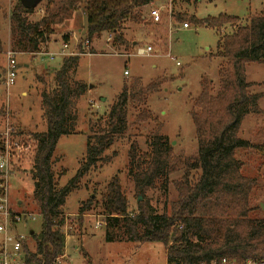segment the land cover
Wrapping results in <instances>:
<instances>
[{
	"label": "trees",
	"instance_id": "1",
	"mask_svg": "<svg viewBox=\"0 0 264 264\" xmlns=\"http://www.w3.org/2000/svg\"><path fill=\"white\" fill-rule=\"evenodd\" d=\"M46 1V16L33 22L28 18L33 9L23 8L17 0L8 15L12 52L38 54L40 46L55 35L54 27L80 10L85 16V39L91 41L107 34L116 44L126 46L123 24L141 23L140 9L155 0ZM55 3L58 6L52 12L50 7ZM182 18L175 16L176 22ZM187 20L191 25L219 33L227 26L232 29L222 34L218 42V56L223 59L218 69V88L213 93L212 82L203 78L190 111L197 153L185 158L174 157L171 144L162 138L158 129L151 132L146 142L148 152L139 156L137 144L132 142L128 151V175L137 195L136 210L129 211L115 176L106 186L103 212L108 223L121 218L126 241L163 244L166 264H223V260L225 264H264V218L258 215L264 213V200L260 201L264 191H260L258 177L248 176L243 161L237 157L238 151L252 150L264 160V140L253 144L238 137L245 116L264 115L258 107L261 95L249 92L250 85L245 78L248 63L264 64V15L248 17L245 22L225 14L203 19L191 16ZM188 22L184 23L189 25ZM61 41L68 44L69 34H62ZM80 48L79 45V52ZM77 65L78 56L65 57L59 69L52 72L50 85L40 91L46 129L43 133L28 134L35 142L29 173L41 226L31 237L34 248L23 246L26 264H53L63 255L66 198L91 170L109 163L104 153L124 136L129 126V105L137 110L149 93L159 90L157 82L144 87L137 80L124 86L107 113L96 118L90 115L85 157L75 176L60 187L59 181L65 173L62 170L55 173L57 160L53 152L61 137L77 134V104L87 92V85L75 80ZM36 78L45 84L39 76ZM3 113L4 108L0 107V116ZM149 121L154 118L149 110L142 109L132 124ZM178 171H182L180 178L171 181L170 176ZM170 185L177 197L169 203ZM157 190H162L165 196L160 213L145 201L149 191ZM92 202L89 199L82 205L80 215L90 210ZM108 234L106 240L112 241Z\"/></svg>",
	"mask_w": 264,
	"mask_h": 264
},
{
	"label": "rangeland",
	"instance_id": "2",
	"mask_svg": "<svg viewBox=\"0 0 264 264\" xmlns=\"http://www.w3.org/2000/svg\"><path fill=\"white\" fill-rule=\"evenodd\" d=\"M16 3L17 0H0V107L8 109L14 126L28 134L43 133L46 126L40 107V91L50 85L52 72L58 70L62 59L69 55H55L51 60L45 54L31 56L15 53V81L11 86H6V53L10 50L8 15ZM57 6L58 3L53 4L50 10L55 11ZM33 8L28 18L36 22L46 16L47 1L39 0ZM156 8L161 13V22L158 24L152 23L148 17L149 11ZM141 9V23L126 21L123 24L122 37L126 46L116 44L112 37L108 41L109 35L102 34L90 41L85 55H78L77 47L85 40L86 29L85 16L80 10L72 12L62 25L54 27L55 35L48 42L52 46L49 50L47 46L41 49L42 53L57 54L61 49L62 34H69L66 52L78 55L75 80L87 85L86 94L77 104V134L61 137L53 152V158L57 160L55 173L60 170L65 173L59 181L60 187H64L75 176L85 157L88 117L92 115L96 118L107 113L126 85L130 86L137 80L144 87L153 82L159 84V90L149 93L145 103L138 106L137 110L132 104L129 105V126L124 136L104 153L109 163L91 170L79 181V187L66 198L63 210L68 229L65 231L64 228L63 231L65 248L61 264H166L163 244L126 241L121 218L115 221L111 219L108 223L102 207L106 186L117 176L129 211L136 210L137 195L128 175V151L131 143L135 142L139 156L148 152L146 142L150 140L151 132L157 129L162 138L171 144L174 157L196 155L198 145L190 111L200 93L203 78L212 82L213 93L218 88V69L223 63V59L218 56V42L222 34L232 29L227 26L219 33L191 25L187 19L191 16L203 19L225 14L245 22L248 17L264 15V0H173L171 6L169 0H155ZM176 15L183 18L176 22ZM184 22L189 23L187 29L182 28ZM147 47H151L148 54H136L138 49L146 50ZM36 76L45 84L39 82ZM245 78L250 85L249 92L261 95L258 107L264 111V64L248 63ZM142 109L149 110L154 121L142 125L132 124ZM238 137L253 144L262 143L264 115L245 116ZM34 152L28 148L13 170L15 176L10 178V202L20 203L18 209L35 214L27 230L37 234L41 218L32 198L33 184L29 173ZM237 157L243 161L248 176L258 177L260 191L263 192L264 160L252 150L238 151ZM181 175L182 171H178L170 176V180H178ZM162 193V190L149 191L145 197V201L159 213L165 201ZM176 197L170 185L167 202L174 201ZM89 199L93 200L90 210L80 215V208ZM262 200L264 194L260 197ZM169 207L170 204L167 209ZM258 215L264 218V213ZM97 223L99 227H96ZM107 234L112 241L106 240ZM31 237L29 235L27 245L33 249Z\"/></svg>",
	"mask_w": 264,
	"mask_h": 264
},
{
	"label": "built area",
	"instance_id": "3",
	"mask_svg": "<svg viewBox=\"0 0 264 264\" xmlns=\"http://www.w3.org/2000/svg\"><path fill=\"white\" fill-rule=\"evenodd\" d=\"M172 3L173 0H169V6ZM148 17L152 23H160V9L156 8L149 11ZM169 19L171 20V14H169ZM188 27L189 25L186 23L182 24V28L187 29ZM72 37H74V34ZM111 37L109 36L108 41ZM89 45L90 41L85 39L80 45L81 51L77 54L85 55ZM66 50H68V44L62 43L57 54L39 52L36 55L45 54L51 60L55 55L78 56L76 53L66 52ZM150 51L151 47H147L146 50L138 49L136 54H148ZM14 54L11 50L6 53L7 66L4 83L8 87L14 83L16 77ZM28 148L33 151L35 142L28 136V133L12 124L8 109H4V113L0 116V264H26L23 246L28 243L27 240L31 230H27V225L34 219L35 214L18 209L20 203L12 204L10 202V178L15 176L13 170L16 164L26 155ZM99 225L97 223L96 227H99ZM64 228L65 231L68 229L66 224ZM61 259H64V257H58L53 264H61ZM222 263L225 264V261L223 260Z\"/></svg>",
	"mask_w": 264,
	"mask_h": 264
},
{
	"label": "water",
	"instance_id": "4",
	"mask_svg": "<svg viewBox=\"0 0 264 264\" xmlns=\"http://www.w3.org/2000/svg\"><path fill=\"white\" fill-rule=\"evenodd\" d=\"M20 4L23 6L25 9H34L33 7L36 5V3L39 0H18ZM141 198H139L140 200ZM33 232H30V236H32Z\"/></svg>",
	"mask_w": 264,
	"mask_h": 264
},
{
	"label": "crops",
	"instance_id": "5",
	"mask_svg": "<svg viewBox=\"0 0 264 264\" xmlns=\"http://www.w3.org/2000/svg\"><path fill=\"white\" fill-rule=\"evenodd\" d=\"M141 10H142V9H140V11H141ZM82 13H83V12H82ZM83 15H84V13H83ZM8 29H9V24H8ZM53 40H54V42H57L56 39H53ZM42 46H45V47L47 46V50H49V48L52 46V43H48V42H47V43H45V45L42 44V45L40 46V52H41ZM8 47H10V46H9V36H8ZM44 53H47V52H44ZM22 54H23V53H22ZM25 66L27 67V65H25Z\"/></svg>",
	"mask_w": 264,
	"mask_h": 264
}]
</instances>
